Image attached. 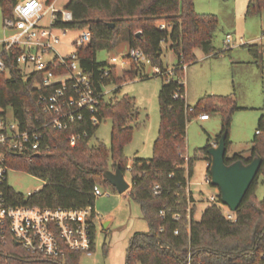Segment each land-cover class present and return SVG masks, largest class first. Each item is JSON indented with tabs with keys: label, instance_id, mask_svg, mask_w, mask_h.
<instances>
[{
	"label": "trees",
	"instance_id": "16d2710c",
	"mask_svg": "<svg viewBox=\"0 0 264 264\" xmlns=\"http://www.w3.org/2000/svg\"><path fill=\"white\" fill-rule=\"evenodd\" d=\"M52 1L46 0L47 3ZM17 2L0 0L3 18L13 13ZM66 8L72 11L73 21L56 24L89 29L92 40L77 54L97 91L110 83L123 81L115 73L114 64L98 60L96 55L100 49L110 50L127 42L130 49L140 48L160 69L158 74L165 78L159 94L161 126L152 157H135L128 168L124 145L134 130L130 123L138 110L128 96L118 99L102 95L96 115L100 121L105 117L112 119L110 147L101 141L91 143L99 124L93 125L87 117L65 131L48 128L42 142L50 144L52 149L30 162L14 156L13 167L45 181L43 188L33 193L27 203L42 207H95L98 186L117 192L104 177V171L119 166L124 173L130 170V197L139 203L150 228L147 232L137 231L130 239L127 264H186L188 248L194 260L202 264H264V198H258L255 190L259 175L264 173V141L260 137L264 130L263 115L259 118L250 155L244 156L239 151L226 158L227 163H231L239 159L249 162L256 154L263 157L256 179L235 211L236 220L226 217L220 201L209 204L199 220L195 218V203L190 211L188 209L189 199L194 202L187 187L195 157L187 156V121L190 116L203 112L209 116L211 111L221 113L222 127L215 141L226 133L228 150L232 142L229 133L233 114L244 108L236 102L234 94L202 96L194 105L186 101V88L181 79L184 66L197 59V49L207 56L220 55L221 51H216L213 43L219 18L212 13L197 12L194 0H68ZM263 10L264 0H249L245 15L252 16ZM162 22L166 24L165 29L159 27ZM168 40L170 48L178 55L171 72L162 65V43ZM245 46L258 59L261 53L258 44ZM16 54L17 50L13 49L3 55L8 70L0 73V107L11 108L21 119L32 116L42 120L45 115L38 105L39 91L35 86L41 75L35 72L25 79L18 69ZM131 72L133 74L134 70ZM118 89L116 87L114 92ZM78 131L82 137L73 145L68 136ZM210 146L212 143L208 141L198 149L207 155L208 162ZM156 185H159L157 193ZM8 194L14 202H24L23 193L10 188ZM175 214H179V218H175ZM7 249H0V264H78L82 255L68 250L65 257L47 259L33 256L14 243Z\"/></svg>",
	"mask_w": 264,
	"mask_h": 264
},
{
	"label": "rangeland",
	"instance_id": "374dc122",
	"mask_svg": "<svg viewBox=\"0 0 264 264\" xmlns=\"http://www.w3.org/2000/svg\"><path fill=\"white\" fill-rule=\"evenodd\" d=\"M248 1L194 0L199 13H212L219 18L218 28L213 34V43L217 51L221 52L218 57H208L202 51L195 50L197 59L184 66L181 77L186 88V101L190 105L196 104L202 96L234 94L236 102L244 107L237 109L232 117L229 133L232 142L226 153L229 157L239 151H242L244 156L250 155L249 149L259 127V118L264 116V10L259 14L246 16ZM67 2L68 0H57V8L62 10ZM3 19L0 7L1 40L9 34L5 30ZM40 23L43 26L49 25V15ZM60 32L58 34L61 41L56 46L57 50L62 55L69 54L75 48L73 40L78 30L69 28L64 35ZM228 35H231L230 44L226 41ZM170 43L169 40L162 43V65L165 70L171 72L178 62V55L170 48ZM253 43L258 44L261 52L258 59L245 46ZM2 49L3 44L0 43V53ZM129 52V44L121 42L113 49L98 50L96 55L98 60L110 64L113 57H118L113 66L115 73L122 77L123 81L106 86V90L110 91L106 95L107 98L120 99L128 96L134 100L138 110L136 118L130 123L134 130L124 145L128 168L135 157L151 158L154 153L155 140L161 126L159 94L165 79L158 74L157 67L147 56L137 60L131 58ZM131 70H134L133 74ZM116 87L119 89L115 93ZM8 113L11 114L10 109ZM209 113L210 116L206 120L201 121L198 115L190 116L187 121V154L195 157L193 173L188 184L193 192L197 220L202 217L209 204L220 201V191L207 180L210 175L207 155L198 151L208 141L216 142V137L221 131V113ZM113 126L110 117L103 118L91 143L101 141L110 147ZM260 137L264 141V130ZM125 176L132 182L129 169L125 171ZM7 180L14 190L24 195L40 190L45 185L43 179L20 170L10 171ZM255 190L258 198H264V173L259 175ZM104 191L108 193H102ZM96 192L99 195L95 211L99 214V219L95 228V249L90 255L82 254L78 264H127L130 239L137 231H149V223L139 203L127 193H117L99 186ZM221 205L227 209L226 205ZM103 219L110 220L107 227L103 226Z\"/></svg>",
	"mask_w": 264,
	"mask_h": 264
},
{
	"label": "built area",
	"instance_id": "2783aa9c",
	"mask_svg": "<svg viewBox=\"0 0 264 264\" xmlns=\"http://www.w3.org/2000/svg\"><path fill=\"white\" fill-rule=\"evenodd\" d=\"M54 1L17 2L13 13L3 19L9 34L2 40L3 49L0 53V73L8 70L4 53L13 49L17 50L15 58L18 69L25 79L32 77L35 72L40 73L41 78L36 79L35 86L39 91L38 105L45 115L42 120L32 116L26 120L19 118L11 108L0 107V249L8 251V246L14 243L33 256L47 259L65 257L68 250L92 254L99 214L91 205L64 208L27 203L36 191L23 194L24 202H14L8 194V189L12 187L7 180L10 171L18 170L12 166L14 156L24 157L30 162L37 157L36 154L40 156L42 152L50 151L52 146L42 142L48 128L65 131L87 117L93 125H98L100 120L96 113L99 111L100 97L110 93L106 90L107 85L102 91L96 90L92 76L85 71L78 57V50L89 45L92 40L88 28L73 27L78 30L73 40L74 50L63 55L58 52L56 46L61 41L58 33L61 31V35H64L70 27H60L56 22L73 21V13L67 8L58 9ZM46 15H49V25L43 26L40 22ZM159 27L165 29L166 24L162 22ZM226 41L230 44L231 35ZM129 55L137 60L145 56L137 47H132ZM117 61L118 57L115 56L111 64ZM156 69L161 73L158 67ZM208 118L207 112L199 115L201 121ZM81 137L82 133L78 131L69 134L68 139L75 145ZM216 144L213 142L212 146ZM210 177L207 179L209 182ZM158 188L159 185H156V193ZM187 192L189 197L193 196L189 184ZM95 195H99L96 190ZM193 203L189 199V211ZM226 208V217L235 221V211ZM175 218H179V214H175ZM186 261V264H202L194 260L190 248Z\"/></svg>",
	"mask_w": 264,
	"mask_h": 264
},
{
	"label": "water",
	"instance_id": "95a60500",
	"mask_svg": "<svg viewBox=\"0 0 264 264\" xmlns=\"http://www.w3.org/2000/svg\"><path fill=\"white\" fill-rule=\"evenodd\" d=\"M139 35V32H137ZM226 133H222L216 145L208 148V156L211 158L209 165L210 184L220 191V202L232 211L239 209L240 203L249 191V187L256 179L263 157L256 154L249 162L242 159L227 163ZM39 156V154H36ZM104 177L116 189L122 193L131 188L132 182L128 181L123 170L118 166L115 170L107 169ZM18 243V242H17Z\"/></svg>",
	"mask_w": 264,
	"mask_h": 264
},
{
	"label": "crops",
	"instance_id": "0c3cea01",
	"mask_svg": "<svg viewBox=\"0 0 264 264\" xmlns=\"http://www.w3.org/2000/svg\"><path fill=\"white\" fill-rule=\"evenodd\" d=\"M56 1L57 0H55L54 1V4L56 5ZM196 5V4H195ZM56 7H57V5H56ZM66 8V7H65ZM198 12V11H197ZM3 40V39H2ZM1 39H0V43H2L3 44V41H2ZM255 44H257V43H255ZM216 48V47H215ZM227 50H229V49H227ZM216 51H217V49H216ZM208 57H215V56H212V55H208ZM256 132H257V130H256ZM209 163V162H208ZM129 191H130V189H128V190H126V191H124V192H122V193H127L129 196H130V194H129ZM109 223H110V220L109 219H103L102 220V224H103V226L104 227H107L108 225H109Z\"/></svg>",
	"mask_w": 264,
	"mask_h": 264
}]
</instances>
